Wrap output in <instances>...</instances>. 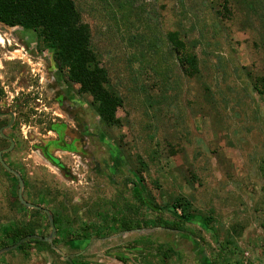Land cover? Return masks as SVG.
I'll return each instance as SVG.
<instances>
[{
	"label": "rangeland",
	"instance_id": "374dc122",
	"mask_svg": "<svg viewBox=\"0 0 264 264\" xmlns=\"http://www.w3.org/2000/svg\"><path fill=\"white\" fill-rule=\"evenodd\" d=\"M74 2L122 99L121 124L102 125L33 32L0 24V109L15 116L2 158L23 199L63 222L50 237L0 165V239L19 226L56 242L54 253L1 252L0 264H264V1ZM166 32L197 56L198 75L172 66L164 83ZM137 190L158 207L183 198L195 215L165 229L159 221L176 218L141 206Z\"/></svg>",
	"mask_w": 264,
	"mask_h": 264
},
{
	"label": "trees",
	"instance_id": "16d2710c",
	"mask_svg": "<svg viewBox=\"0 0 264 264\" xmlns=\"http://www.w3.org/2000/svg\"><path fill=\"white\" fill-rule=\"evenodd\" d=\"M0 24L33 32L37 40L52 54L56 72L63 73L67 83L77 85L80 94L90 97L91 109L102 125L106 128L120 126L117 110L122 106V99L109 87L108 73L91 47L90 28L82 21L74 0H0ZM172 66L177 67L182 75L188 78H193L199 73L197 56L187 51L178 32L164 33V83L173 72ZM260 81L264 85V78ZM46 156L59 167L60 164L54 157L49 154ZM134 194L141 206L157 215L170 211L176 219L172 222L159 221L165 229L182 231L184 223L195 215L191 203L183 198H176L169 205L158 207L144 199L140 190ZM52 218L55 229L59 230L63 224L62 220L55 213H52ZM117 224L122 231L139 227V224L130 226L129 221ZM106 230L98 228L94 235L99 237ZM25 238L26 241L18 245L16 250L23 251L33 246L38 251L54 253L56 242L49 243L45 238H38L29 228L19 226L2 230L0 249L16 246ZM81 239L90 238L84 236ZM162 256L166 258L164 252ZM72 264L82 263L75 261Z\"/></svg>",
	"mask_w": 264,
	"mask_h": 264
},
{
	"label": "water",
	"instance_id": "95a60500",
	"mask_svg": "<svg viewBox=\"0 0 264 264\" xmlns=\"http://www.w3.org/2000/svg\"><path fill=\"white\" fill-rule=\"evenodd\" d=\"M2 25V24H1ZM4 26V25H2ZM6 27V26H4ZM8 28V27H7ZM8 116L10 119H9V122L7 125L3 126L2 128H0V138L4 139V140H7L9 142V147L7 149H4V150H1L0 151V165L2 166V168L8 172L9 174H12L16 179H17V182H18V192H17V196H18V201L20 202L21 205H23L24 207L28 208V209H31V210H37V211H42L43 213L46 214L47 218H48V221H49V225L51 227V234H50V237L54 234L55 232V226H54V222H53V218L52 216L49 214V212L47 210H44L42 209L41 207L37 206V205H34V204H31L27 201H25L23 199V196H22V191H23V187H24V184H23V180L21 178V176L16 172L14 171L13 169H11L3 160L2 158V154L4 153H7L9 151H11L14 147V142L11 138L7 137L3 132L10 128L12 126V123L14 122V119H15V116L13 113H7V114H1L0 113V118L2 117H6ZM58 164V163H57ZM27 238L23 239L19 244H17L16 246H11V247H7V248H4L2 250H0V253L1 252H4V251H8L10 249H14L16 248L18 245H20L22 242H25ZM45 241L49 242V243H52L51 239L50 238H45Z\"/></svg>",
	"mask_w": 264,
	"mask_h": 264
},
{
	"label": "flooded vegetation",
	"instance_id": "af4514ba",
	"mask_svg": "<svg viewBox=\"0 0 264 264\" xmlns=\"http://www.w3.org/2000/svg\"><path fill=\"white\" fill-rule=\"evenodd\" d=\"M0 90H1V87H0ZM37 101H39V100H37ZM0 113H1V114H7L6 112H4V111L1 110V109H0ZM6 117H8V116H6ZM6 117H2V118H6ZM2 118H0V119H2ZM8 118H9V117H8ZM9 119H10V118H9ZM7 124H8V123H7ZM7 124H6V125H7ZM12 124H13V123H12ZM2 127H3V126H2ZM2 127H1V128H2ZM6 130H7V129H6ZM1 139H2V138H1ZM3 140H4V139H3ZM5 141L8 142L7 140H5ZM8 143H9V142H8ZM8 147H9V146H8ZM6 149H7V148H6ZM2 150H4V149H2ZM0 151H1V150H0ZM2 155H3V154H2ZM31 204H32V203H31ZM34 205H35V204H34ZM35 211H37V210H35ZM38 212H42V211H38Z\"/></svg>",
	"mask_w": 264,
	"mask_h": 264
}]
</instances>
